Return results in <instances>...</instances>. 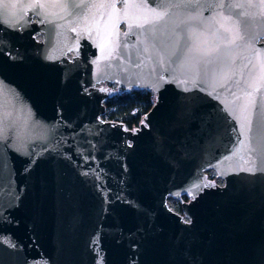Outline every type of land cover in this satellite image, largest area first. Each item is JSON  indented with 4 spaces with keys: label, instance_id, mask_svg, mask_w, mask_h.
I'll return each instance as SVG.
<instances>
[{
    "label": "water",
    "instance_id": "1",
    "mask_svg": "<svg viewBox=\"0 0 264 264\" xmlns=\"http://www.w3.org/2000/svg\"><path fill=\"white\" fill-rule=\"evenodd\" d=\"M0 41V264H264V173L240 170L264 0H0ZM104 82L154 93L137 127L103 118Z\"/></svg>",
    "mask_w": 264,
    "mask_h": 264
},
{
    "label": "snow or ice",
    "instance_id": "2",
    "mask_svg": "<svg viewBox=\"0 0 264 264\" xmlns=\"http://www.w3.org/2000/svg\"><path fill=\"white\" fill-rule=\"evenodd\" d=\"M148 3L151 4H157V0H148ZM173 6L179 7L181 6L180 4H175ZM33 7H38V8H45L47 7L44 4L40 5H33ZM79 7V6H77ZM111 7H115V4H112ZM125 8L127 9V5H125ZM39 14V13H37ZM165 20V14L164 13H155L153 14V17L151 19L145 17L143 20V23H137L135 24V28L139 29V35H144L145 33H155L159 28L162 26H166V24H163ZM43 22V21H41ZM179 26H177L178 28ZM132 28L133 25L129 24V32L125 33V35H129L132 33ZM13 29L15 30V26H13ZM176 43L178 45L181 44V39L180 36H177ZM119 46V45H118ZM155 47V45H153ZM184 48H188L189 51H191V48L188 46L187 39L184 40L183 45L180 48L181 54L183 53ZM147 51V49H145ZM0 52H3L5 56L12 60L19 59V55H13L11 52V49L6 47L4 41H0ZM208 53H205L207 55ZM173 55H176V53H173ZM179 58V57H177ZM164 58L161 57L159 63L161 67L164 65ZM174 61L169 58V64L173 63ZM167 71V69H165ZM163 80V77H161ZM164 83H171L174 82L173 78H169L168 80H163ZM201 83H204V81H201ZM223 87V85H221ZM185 91H188L189 89L185 88ZM249 96L252 95L251 92L248 93ZM253 110H255V115H256V121H255V128H253ZM242 112L244 113L243 115V122L241 124V128L245 130L244 134L247 135V133L251 132L252 137V146L248 149L250 153V158L248 160L244 161V166L241 167V171H246L250 175L255 176L258 173H264V146H262L261 141L264 140V97L261 99L257 100L253 98L249 104L244 105L242 108ZM239 119L240 117H236ZM6 137L3 136L2 130H0V139H4ZM243 143V141H241ZM131 146V145H129ZM254 154V156H253ZM31 155V154H30ZM85 159H87V156H85ZM31 163H34V160H31L29 165L26 167L25 171L30 170ZM87 175L88 173H84ZM170 195H179V193H172ZM120 199V197H117ZM18 199V197H17ZM125 203L131 204L133 207H137L134 202L128 201L127 199H124ZM171 210V209H169ZM0 221H6L8 223H11V218L10 217H4L2 212H0ZM185 223L191 224L192 220L191 218H187L184 220ZM91 245L94 248H98L99 246V233L96 234L91 240ZM12 247H16L15 243H12ZM135 248L136 246L133 245ZM97 264H102L100 260L97 261Z\"/></svg>",
    "mask_w": 264,
    "mask_h": 264
},
{
    "label": "trees",
    "instance_id": "3",
    "mask_svg": "<svg viewBox=\"0 0 264 264\" xmlns=\"http://www.w3.org/2000/svg\"><path fill=\"white\" fill-rule=\"evenodd\" d=\"M155 95L148 90L117 89V93L104 102L103 115L110 121L122 122L127 128L137 127L154 103Z\"/></svg>",
    "mask_w": 264,
    "mask_h": 264
},
{
    "label": "built area",
    "instance_id": "4",
    "mask_svg": "<svg viewBox=\"0 0 264 264\" xmlns=\"http://www.w3.org/2000/svg\"><path fill=\"white\" fill-rule=\"evenodd\" d=\"M35 38L37 40L38 39L40 40L41 36L39 34H36L35 35ZM108 85H115L114 87L118 88L116 83L104 82V83H101L100 84L101 87H104L106 89H109V87H107ZM118 89H120V88H118ZM205 173H206V176H207V179L208 180H213L215 183L220 184V185L222 184V180L216 177V174H215V172L213 170H206ZM181 197H182V199L184 201H188V200H190L192 198L191 197V194L189 192H185L184 194L181 195ZM172 200H174V199H172L170 197H168L166 199L167 206L171 210H173V211L177 212L178 214H180L182 216V219L183 220L187 219V217L184 216L183 213L181 212L180 207L177 204V201L175 200V206H173Z\"/></svg>",
    "mask_w": 264,
    "mask_h": 264
},
{
    "label": "flooded vegetation",
    "instance_id": "5",
    "mask_svg": "<svg viewBox=\"0 0 264 264\" xmlns=\"http://www.w3.org/2000/svg\"><path fill=\"white\" fill-rule=\"evenodd\" d=\"M119 5V4H118ZM31 21L32 22H35L36 21V17L35 16H32L31 17ZM121 28H122V26H121ZM36 34H39L40 36H41V31L39 30V31H37V32H35L34 33V38H35V35ZM36 39V38H35ZM42 39V36H41V38H40V40ZM37 40V39H36ZM39 39H38V41H40ZM72 56V54H70V53H67V57H71ZM115 86V85H114ZM116 89H118V88H116ZM177 204H178V206H179V203L177 202ZM180 207V206H179Z\"/></svg>",
    "mask_w": 264,
    "mask_h": 264
},
{
    "label": "rangeland",
    "instance_id": "6",
    "mask_svg": "<svg viewBox=\"0 0 264 264\" xmlns=\"http://www.w3.org/2000/svg\"><path fill=\"white\" fill-rule=\"evenodd\" d=\"M107 87H109V89H116V87H114V85H108ZM103 118H104V116H103ZM105 119V118H104ZM107 120V119H106ZM172 204H173V206H175V200H172Z\"/></svg>",
    "mask_w": 264,
    "mask_h": 264
}]
</instances>
